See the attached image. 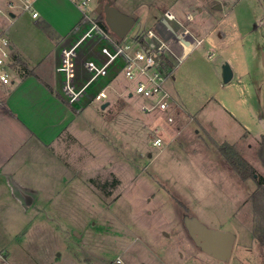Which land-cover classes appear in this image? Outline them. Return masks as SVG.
<instances>
[{
    "label": "rangeland",
    "instance_id": "374dc122",
    "mask_svg": "<svg viewBox=\"0 0 264 264\" xmlns=\"http://www.w3.org/2000/svg\"><path fill=\"white\" fill-rule=\"evenodd\" d=\"M8 1L0 0V31L8 28L9 42L37 60L52 41L37 18L17 3L10 9ZM97 5L90 2L88 16L97 15ZM113 6L135 19L125 40L152 28L171 47L166 87L179 102L173 119L143 109L149 104L139 95L119 92L129 82L121 72L110 82L105 108L96 101L75 107L80 130L62 134L25 162L19 184L31 190L38 184L39 193L20 188L19 196H0V264H110L117 257L126 264H264V245L253 237L251 246L243 243L250 239L241 230L252 225L250 202L232 216L229 228L241 234L222 263L191 241L181 218L206 205L229 211L256 186L230 167L224 175L213 173L214 161L228 165L213 142L236 143L245 132L238 151L264 174L255 145L264 122V0H114ZM165 11L181 18L168 21L178 33L186 27L201 42L183 47L174 40L159 22ZM181 47L191 49L178 60ZM224 63L234 74L228 82ZM33 194L27 205L25 196ZM201 219L219 229L210 225L218 222Z\"/></svg>",
    "mask_w": 264,
    "mask_h": 264
},
{
    "label": "crops",
    "instance_id": "0c3cea01",
    "mask_svg": "<svg viewBox=\"0 0 264 264\" xmlns=\"http://www.w3.org/2000/svg\"><path fill=\"white\" fill-rule=\"evenodd\" d=\"M34 6L39 14L36 17V22H40V25L42 24V32L52 41V48L46 52L43 51L37 60H34L21 47L15 45L13 41L10 42L12 49L11 61L9 63L11 82L7 84L0 82V196H3L2 194L10 195L12 191H15L17 196H19L18 191L20 188H26V186L19 184H23L26 178L23 173L26 160L36 156L38 148L45 147L47 143H57L61 139L62 134L74 130L78 131L82 126L80 122L83 124L78 119L80 116L82 117V114L79 115V112L75 110V107L78 105L69 103L60 90V77L56 72V66L59 62L61 48L73 40L77 34V31H75L76 27H80V30L87 27V20L84 19L82 10L71 0H34ZM10 15L13 17L14 13L10 12ZM157 18L156 15L153 16L154 20ZM163 18L164 16L161 14L159 18L160 24L169 34H172L163 25ZM157 20L153 22V27ZM190 32L194 35L192 30ZM5 33L8 34V28L0 31V34ZM173 38L176 40L175 37ZM190 49L181 47V53L180 50L179 53L183 57ZM87 50L88 52H84V49L80 51L79 54L81 57L87 54L97 55L96 41H91ZM80 55L78 57V63L80 61L79 58H81ZM14 61L17 64L13 68L12 63ZM244 72L248 73V70L245 69ZM174 92L178 95L177 90ZM172 97L174 102H177V96L172 94ZM83 103L82 105H84ZM88 104L84 106L86 107ZM200 125L206 130L202 122H200ZM262 126L263 131L259 133L258 137H255V145L264 132V122H262ZM244 134L246 133L243 132L240 135L239 142L243 141ZM207 136L211 137L209 134ZM239 142L231 144L235 145L238 149L239 145L244 144ZM215 144L217 142H213V145ZM251 144L245 143L244 146L248 145L251 147ZM26 146L28 148L27 151L25 149ZM196 152L198 153L199 151ZM213 164L212 170L216 175H224L226 172H231L229 165H216V161ZM199 166L201 167L202 164ZM32 178L35 179L34 176ZM232 178L234 179L236 176L233 177L232 175ZM33 185L36 187L35 189H26H30L34 193H39V185L37 184V186L35 183ZM34 186H31V188H34ZM248 196L249 194H245L241 202L229 211L224 209L221 211L213 206L207 207L206 205L204 208H199V212H192L189 215L195 216L203 223L202 217L211 222H218L210 225L231 231L235 235L236 242L237 236L241 233L231 230L229 225L233 219L232 216L236 217L239 206L244 201H247ZM34 197V194L33 197L30 195L25 196V203L29 205ZM19 201L17 198L14 203L16 204ZM22 202L24 203L23 199ZM178 202L185 206L183 201L178 200ZM181 218L186 234L191 239L184 225V214H181ZM241 227L242 233L245 231L244 234L250 237V239L243 241L244 245L251 246L254 240L251 239V225L244 224ZM191 241L193 240L191 239Z\"/></svg>",
    "mask_w": 264,
    "mask_h": 264
},
{
    "label": "built area",
    "instance_id": "2783aa9c",
    "mask_svg": "<svg viewBox=\"0 0 264 264\" xmlns=\"http://www.w3.org/2000/svg\"><path fill=\"white\" fill-rule=\"evenodd\" d=\"M71 1L82 10L84 19L87 18L91 23L87 21V27L82 30L76 27L77 34L73 40L60 50L56 72L60 77V90L66 100L72 105H82V102L85 105L92 101L101 105L108 99L107 89L112 88L110 84L112 78L121 72L129 82L119 92L125 93L130 98L134 94L139 95L149 104V106L142 105L143 109L160 110L171 122L173 118L170 112L174 100L166 87V82L171 77V69L166 67L164 60V58L169 59V53L173 54L171 47L151 29L137 33L127 40L118 37L111 39L94 17L86 13L92 0ZM16 3L22 11L29 12L32 18L38 17L34 0H9L7 5L11 9ZM163 16L170 22H180L172 12L165 11ZM179 34L189 44L196 45L201 42V39L195 38L186 27ZM93 40H97V55L87 54L81 57L80 51ZM179 43L183 47L186 46L181 41ZM11 53L9 40L5 34H0V82L3 84L11 82L9 72ZM79 55L81 58L78 63ZM176 57L178 60L182 58V56ZM105 76L110 77L109 82L98 86ZM161 142L160 138H156L153 143L160 145ZM110 264L126 263L117 257Z\"/></svg>",
    "mask_w": 264,
    "mask_h": 264
},
{
    "label": "water",
    "instance_id": "95a60500",
    "mask_svg": "<svg viewBox=\"0 0 264 264\" xmlns=\"http://www.w3.org/2000/svg\"><path fill=\"white\" fill-rule=\"evenodd\" d=\"M215 7L221 8V5L217 4ZM96 12L103 14L104 21L109 30L120 39H123L127 35L128 31L135 23V19L132 16L117 10L113 6L112 0H108L105 3L98 0ZM162 23L176 39L183 42L185 45L189 44V42L184 40L171 26L168 20L163 18ZM232 75V69L227 63H224L222 65L223 81L228 82L232 78ZM108 104V101L102 103L101 108H105ZM184 225L191 239L202 251L219 260L220 263L230 258L235 242L234 233L228 230L209 228L195 216H185Z\"/></svg>",
    "mask_w": 264,
    "mask_h": 264
},
{
    "label": "trees",
    "instance_id": "16d2710c",
    "mask_svg": "<svg viewBox=\"0 0 264 264\" xmlns=\"http://www.w3.org/2000/svg\"><path fill=\"white\" fill-rule=\"evenodd\" d=\"M101 1L106 2L108 0ZM94 20L105 33L112 35L111 33L113 32H111L106 25L102 13H97V15L94 17ZM164 60H166V67L169 68L173 66L169 59L164 58ZM16 64V61H14L12 63V67H16ZM109 80L110 77L105 76L98 86L106 84L109 82ZM215 146L226 163L241 180L252 179L255 181L256 186L250 192L247 199V201L251 204L253 215L251 231L252 237L264 245V174L258 176L255 167L240 154L235 145L228 142H222L215 144ZM256 156L264 168V132L257 141Z\"/></svg>",
    "mask_w": 264,
    "mask_h": 264
}]
</instances>
